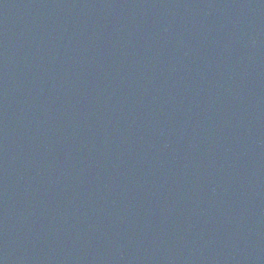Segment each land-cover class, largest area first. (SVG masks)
Masks as SVG:
<instances>
[{
  "label": "water",
  "instance_id": "water-1",
  "mask_svg": "<svg viewBox=\"0 0 264 264\" xmlns=\"http://www.w3.org/2000/svg\"><path fill=\"white\" fill-rule=\"evenodd\" d=\"M0 264H264V0H0Z\"/></svg>",
  "mask_w": 264,
  "mask_h": 264
}]
</instances>
